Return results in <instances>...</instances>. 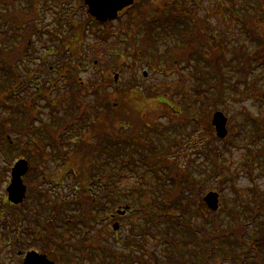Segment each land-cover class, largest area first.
<instances>
[{"label":"rangeland","instance_id":"rangeland-1","mask_svg":"<svg viewBox=\"0 0 264 264\" xmlns=\"http://www.w3.org/2000/svg\"><path fill=\"white\" fill-rule=\"evenodd\" d=\"M4 1L0 0V13L8 12L3 16L5 20L0 16V46L6 43L8 46L5 45L0 64L3 60L10 63L18 82L24 87L21 97L24 98L22 107L25 114L18 116L25 120L26 125L18 133L10 134L13 140L18 138L17 143L20 144L16 156L10 154V157L15 156L12 162L8 163L0 154V213L6 212L0 214V220L16 223L15 227L0 223V264H21L22 258L17 252H24L30 247L45 254L55 264H114L111 253H121L130 246L136 249L134 255L139 254L149 264L153 261L149 253L154 252L158 259L169 257V245L164 244L163 220L154 223L150 213L153 199L159 196L162 203L166 193L164 182L157 181L154 175L169 172L166 167L158 165V161L151 164L146 161L154 152L146 148L153 142L158 149L159 139L164 141L161 145L169 146V151L173 152L167 157L176 164L182 181L187 182L185 190L187 195H191L188 198L192 203L195 198L202 201L209 191L218 193L217 210H210V214L203 205L201 212L192 214L193 223L199 226L214 224L216 226L212 227L217 228L218 232L229 236L243 233L248 241L258 238L256 243H263L264 249V217H252L248 207H244L249 204V199L258 197L264 206V139L260 137L249 143L247 147L250 150L243 146L249 141L246 132L252 130L248 121L243 126L245 113L264 120V64L253 61V70L247 75L239 69V63L234 59L241 53L237 50V43H242L246 49L248 43L253 44L252 47L262 44L257 25H264V0H256V3H262V7L257 9L253 18L256 23L253 30L247 29L243 16L231 14L230 0H135L127 14L107 25L88 23L86 8L78 0ZM235 1L237 4L238 0ZM32 7L36 14L30 18L27 12ZM13 11L19 14L15 13V16ZM65 11L70 14L69 20L76 30L68 25ZM9 20L13 22V27L23 25V28L15 31ZM52 23L59 27L54 28ZM178 25L185 34L195 33L190 39L192 43H206L203 48L212 56L211 61L202 63L193 50L188 51L189 47L184 46L187 51L183 58L177 59L176 69L171 68L164 73L142 62L141 59L149 64L155 63L161 70L168 65L170 51L183 46ZM199 31L203 34L199 35ZM54 39L57 41L53 42ZM45 43L53 48V56L43 55ZM25 46L29 48L28 51L24 49ZM39 53L41 60L46 62L44 65L38 59ZM63 63L66 66L60 68L59 65ZM49 66H53V69H49ZM216 68H219L225 80L223 92L217 98H209L210 106L204 110L206 117L201 120L200 107L203 104L199 97L202 89H205L203 81L214 82ZM114 73L118 75L117 81L113 80ZM17 80L12 81L13 85ZM33 81L35 84L41 83V92L34 90ZM132 82H136L137 86L142 85L148 95H140V89L135 88ZM254 82L257 86L255 95H249L248 88ZM16 87L19 89L18 84ZM121 89H125L131 98L135 96L134 93L147 96L149 105L155 101L149 98L150 94L159 92L163 94V100L173 106L160 110L159 114L152 104L151 110L144 113V118L154 126L146 130L139 125L137 112L128 109V104L126 108L119 106L120 115L108 112L109 105H119L115 92ZM213 90H210L212 95ZM240 92L246 97L240 98ZM213 98L217 101L214 111H221L228 118L225 138L213 142L220 152L219 164L223 163L224 174L228 178H224L223 174L216 176L219 169L212 164V155L206 160L200 154L205 137L200 141L197 132L196 136L190 133L189 137L195 142L194 149L188 145L191 138H188L189 132L186 130L191 131L192 126L186 116H194L196 125H205L208 114L213 111ZM17 104L21 107L20 102ZM78 104L84 107V111L77 108ZM74 107L73 116L64 127L62 114H69L68 109L72 111ZM15 111L22 110L16 108ZM4 117L5 114H0V119ZM8 117L16 124L14 116ZM119 123L128 127L137 126L135 128L141 132L138 139L135 140L128 130L120 134ZM170 138L182 139L183 147L169 145ZM112 144H129L128 150L133 145L135 152L130 156L131 168L120 171L116 191L106 193L104 184H100L102 181L98 179L105 172L101 170L99 173L94 169L95 165L104 163L103 147ZM257 150L259 154L254 155ZM19 158L26 160L28 169L22 176L26 187L25 199L15 207L7 200L6 188L12 163ZM205 170L211 176H206V181L200 183ZM191 175L195 177L193 186ZM88 188L97 194L96 202H92ZM110 194H115L118 201L143 207L146 212L131 210L117 214L119 203L114 207L105 205L108 201L106 196ZM124 206L120 205L121 208ZM159 213L168 216L175 215L176 211H154V215ZM111 214L114 215L112 219ZM18 215L24 217H20V223ZM114 223L118 224L116 231L112 228ZM239 223L243 232L235 231ZM22 228L27 231L22 232ZM4 233L9 234V239ZM138 248L148 253L143 255ZM245 253H249V256L245 259L241 255L237 262L218 253L210 256L207 264H247V261L255 260L252 259L253 252L246 250ZM132 264L138 263L134 261Z\"/></svg>","mask_w":264,"mask_h":264},{"label":"trees","instance_id":"trees-1","mask_svg":"<svg viewBox=\"0 0 264 264\" xmlns=\"http://www.w3.org/2000/svg\"><path fill=\"white\" fill-rule=\"evenodd\" d=\"M10 1L11 0H5L4 3H8ZM225 2H227V0H225ZM229 2H231L230 8H229V10L231 11V14L233 16L235 15L243 16L247 29L248 28L249 29L252 28V30L255 29L254 25H256V23L253 21V18L255 17V13L257 9L262 7V3H256V0H238L237 4L235 3L236 2L235 0H230ZM232 3L234 5H232ZM7 12L8 11H5L4 14L0 13V16H2L3 20H5L3 16H6ZM15 13L19 14V12H16V11L12 12L13 15H15ZM35 14H36V10L34 7H32V9H30V11L27 12V15L30 18L31 16H34ZM23 17L26 18L25 15ZM181 25H182V21H181ZM11 26L12 28H15V31L19 30L20 27L21 29L23 28V25L22 26L18 25V26L13 27L14 26L13 22H11ZM177 27L178 29H180L179 37L180 39L182 38L181 41L183 43V46L177 47L175 50L172 49L170 51L169 58L167 59L168 65H166V68L168 70H170L171 68L176 69L178 65L177 59L183 58L184 53L187 50L188 51L193 50V53H195L198 56V58L200 59L202 63H209L211 61L212 56L207 54V52L203 48L205 47L206 43L203 41H200L198 43L197 42L194 43L193 41L192 43L190 39L192 35L195 33L191 32L189 34H185L181 31V27L179 25ZM257 28H259V40L262 42L263 45L259 43V44H256L254 47H252L253 44L251 46L248 43L247 45L248 48L246 49V47H244L242 43H237L238 44L237 48L239 49L237 48L236 49L239 50L241 53L234 57L235 61L239 63L238 65L240 67L239 69L242 71H245L247 75L253 70L251 68L252 67L251 63L253 61L261 62L264 64V25L259 23L257 25ZM74 29L76 30V28ZM79 32L82 34V29H80ZM198 34L199 35L203 34V32L199 31ZM81 38L82 36L79 38V41L81 40ZM55 41H57V39L53 40V42ZM61 44L64 45V42H62ZM5 45L0 46V60L3 58V52L5 49ZM47 45L48 44H46L43 48L44 49L43 55L53 56L54 55L53 48ZM59 45L60 44H58V47ZM184 46H188L189 48L187 50H184ZM243 47L245 48V50ZM24 49L26 51L29 50L27 46H25ZM57 51L60 52L58 49ZM41 58L42 56H40L39 61H41ZM156 61H158V59ZM175 61L176 63L174 64ZM40 63L41 65H43L44 61ZM171 64H174V65H171ZM216 70H217L215 71L216 79L214 82L210 83L205 80L203 81L204 85L202 86H204L205 89H202L201 96L199 97V100L203 104L200 107L201 108V114H200L201 120H203L206 117V114L205 113L203 114V112L207 107L210 106V103H208L210 101L209 98H211V96H216L217 98L218 96H221L223 92L225 80H224V77H222L219 68H216ZM202 79H205V78H202ZM16 80H17V76L15 73V70L13 69V66L7 61L3 60L2 64H0V114L2 115L5 114L6 117L0 119V154L5 158L6 161L8 160V163L12 162V159L16 156L20 148L19 146L20 144L18 145L17 143L18 138L13 140L10 134L12 132L18 133L19 130H21L22 127L26 125L25 120L23 118L21 120L19 117L20 116L19 114H25L24 113L25 108L22 107L24 105L22 103L24 98L21 97L22 95L21 91L23 90L24 87L23 85L21 86V83H19L18 80L17 82H15V85H13L12 81L14 82ZM255 82L252 84L250 83L251 85L248 88V91L250 92L249 95L251 94L255 95L254 91H255V87H257ZM31 83L35 84L34 81ZM208 83L210 84V87ZM17 84L19 86V89L16 87ZM40 84L41 83L38 82V84L34 85L33 88L36 92H41V87L39 86ZM210 90L215 91L213 92V95L211 93L212 91ZM256 91L258 92L257 89ZM158 93L159 92H155V94L151 93L149 96V98L155 99L154 102H151L154 106H152L151 103H150L151 105L148 104L147 96L143 97V96H140L139 94L137 95V93H134L135 96L131 98V95L124 94L120 98H117L118 100L117 102L119 103V105L118 104L113 105V106L112 104L109 105L108 112L110 113L111 111L112 115L116 114L118 112L119 106L126 108L128 104V109H130L132 112H137V115L139 116V122L147 130L148 127L154 126L152 125L153 123L146 121L144 118L145 117L144 113H146L147 111H150L151 106L159 114H160L159 112L160 110L164 111L166 107L170 108L171 106L172 108L173 106V105H169L167 102L163 100L164 97L162 96L163 95L162 93H159V94ZM209 93L210 95H208ZM240 96H241L240 98L246 97V95L244 96L243 93H241ZM262 96H264V94H262ZM249 97L254 98V96H249ZM212 100H214V98ZM17 102L21 103V107H18L20 106V104H17ZM212 103H213L212 110L214 111L216 110L215 107H216L217 101L214 100ZM79 105L80 104H78L77 108H81V109L84 108L83 106H79ZM16 108L22 111L17 112L15 111ZM73 109H75V107L72 108V111L71 109H68L69 114H62L63 116L61 117V120H65L64 127L68 125V123L66 122L71 117V115L73 116ZM82 111L84 110L82 109ZM213 111L211 112V114L213 113ZM74 114H75V111H74ZM121 114H124V113H121ZM211 114L210 115L208 114L209 118H208V121L204 123L205 125H203L202 123H200V125H196L194 116H191L189 114L188 116H186L187 122L190 123L192 126L191 131L186 130V132H189L188 138H191L192 140V141L190 140L188 145L192 146V148L194 149L195 142H193L192 137H189L190 133L192 134V136H196L195 132H197L198 138L200 141H202V138L205 137L206 139L204 143L201 144V148L199 150L200 154L206 160L210 159V156L212 155V159H213L212 164H214L219 169V171L217 172L218 174L216 176L219 177V176H222L223 174L224 178H228L224 174L225 171L222 165L223 163L219 164L220 160L218 156L220 152L217 150L216 147H214V144H213L214 140H217L218 138L216 137L214 133L213 126L210 124ZM8 116H14L16 118V124L13 120L9 121ZM244 117L246 121L243 124V126L246 125L248 121L250 123V128L252 127V130L246 132L249 138V141L243 144V146L247 150H250L249 147H247L248 143H253L256 140L260 139V137L264 139V120H262L258 116L250 114L249 112H246ZM70 120H72V118ZM135 127L131 128L132 129L131 131L133 134V138L137 140L138 139L137 136L141 132L140 130H137ZM125 128L128 129L127 127ZM165 130H170V129H165ZM32 131L33 133H35L34 129H32ZM172 133L173 135H175L174 132ZM174 137H177V136H174ZM160 143H164V141H161L160 139L158 140V147H159L158 149H157V144L153 142H150L149 147L146 148L147 150L154 151L153 156H148L146 158V161L149 162V164L155 163L156 161H158L159 162L158 165H160L161 167H166L169 171V172L163 171L164 173L160 176L155 174L156 172H152L153 174H155L154 177L157 181L160 180L164 182L163 188H166V193L163 195V197L161 195V197L163 198L162 203L159 202L160 201L159 196H156L153 199L154 204L153 203L150 204L151 205L150 213L152 216L151 219L154 223L157 222L158 220H163L161 225L164 230V234H163L164 241H165L164 244L169 245L167 246L169 257L163 260V259H158V257L154 256V252L149 253L148 254L149 258L151 260L153 259L152 264H207L208 258L210 256L213 257L215 254H218V253L222 254L225 258H231L232 260L237 262V259L241 258V255L245 259L246 257L249 256L248 255L249 253L248 254L245 253L246 250H248V252H253L252 259H255V260L247 261L248 262L247 264H264V249L262 247L263 243L261 242L256 243L258 238L256 239L251 238V240L248 241L244 239L243 233L242 234L237 233L238 235L236 234L234 236L233 235L229 236L228 234L218 232L217 228L212 227V226H216L214 224L210 223L211 224V228H210V224L205 223L204 225L199 226L193 223V220L191 219L192 214L198 211L201 212L202 207H204L203 205L205 204L203 200L202 201L197 200V198H195V201L193 200L194 203H192L191 200L188 198L191 195L190 194L187 195V192L185 190V188H187L186 186L187 182L182 181L180 174L177 172L176 164L171 161L172 160L171 158L167 157V154H170L173 152L169 151L170 149L169 146L166 148L165 144L161 145ZM168 143L169 145H176L178 148L183 147L182 139L181 141L180 140L178 141V138L176 140L173 138H170L168 140ZM129 147H130L129 144H124V145L120 144L119 146L118 145L115 146L112 144V146L103 147V152H104L103 162L104 163L98 164V166L95 165L96 167L94 171H97L100 173V171L103 170L105 172L103 174V177L101 176L98 177L97 175L98 173L95 176L98 177L100 181H102L100 182V184L101 183L104 184L106 193L115 192L117 189L116 188L117 184L119 182L120 171L128 170V168H131L130 165L132 164V162H130V160L132 157L130 156H132L133 153L135 152V148L133 149V145H132V148L128 150ZM256 152L254 155L259 154L260 151L257 150ZM12 153L13 155L15 154V156L10 157V154ZM98 157H102V156L98 155ZM212 171L214 172V170ZM204 173H205L204 178L203 180H200V183L206 181V176L207 177L211 176V174L208 173V170H205ZM191 177H192L191 185L193 186L195 177L193 175H191ZM83 181H86V180L83 179ZM88 191H89L88 195L90 196V198H93V200L91 199L92 202L93 201L96 202L97 201L96 199H98V196H96L97 194H95L94 192L93 194H91L90 189ZM156 195L158 194L156 193ZM106 199H108V201L105 203V205L107 206L110 204L112 205V207H114L116 203H119L118 206L125 204V206L128 205V207H131L129 209L130 211L135 210V212H141V213L146 212L145 208L143 207L138 208V207H135V205L132 206L133 203L124 202L122 200L118 201L117 200L118 198L117 196H115V194L113 195L110 194L109 196H106ZM157 202L162 205L161 206L162 209H160V204H156ZM187 204L192 205L193 207H188ZM252 204H255L256 206L252 207L251 206ZM9 205L13 207V205L11 204ZM244 207H248L247 209H249L252 217H255L258 215H262L264 217V206L262 204L261 199H259V197L249 199V204L247 206L244 205ZM260 208H262V210ZM163 209H167L168 211L169 210L176 211V214L175 215L170 214L166 216V215H160L159 213L158 215H154V211L160 212ZM208 212L212 214L210 210H208ZM3 213H0V214L4 215ZM14 217H16V215H14ZM20 217L22 218V216L18 215L19 223L21 221ZM0 223H3V226L4 225L13 226V227L16 226V223L13 222L12 220L6 221L5 219H3L2 221L0 220ZM240 226L241 225L239 223L236 226L235 231L243 232V228H241ZM150 234L152 235L153 233L150 232ZM4 235H6L7 238L9 239L8 233H4ZM238 237H240L239 240H238ZM14 240H16V238H14ZM135 251L136 249L133 246H130L129 248H127V250L125 251L123 250L121 253H116V252L111 253L110 257L111 259L114 260L113 261L114 264H132V262L134 261H136L138 264H149V263L144 262L142 260V257H140L139 254L134 255ZM138 252L142 253L143 255L144 254L146 255L148 253L147 251H143L141 248L138 250ZM133 255L135 256V260H134ZM173 260H175V262Z\"/></svg>","mask_w":264,"mask_h":264},{"label":"water","instance_id":"water-1","mask_svg":"<svg viewBox=\"0 0 264 264\" xmlns=\"http://www.w3.org/2000/svg\"><path fill=\"white\" fill-rule=\"evenodd\" d=\"M88 7V13L94 16L99 21L115 19L118 11L133 3V0H83ZM117 76L115 75V79ZM227 118L221 111H215L211 116V125L214 127L215 134L218 138H225ZM28 165L26 160H17L11 168V180L6 188L7 199L12 204H19L25 197L26 187L22 182V176L27 171ZM203 202L206 206L216 211L218 208V193L209 191L203 197ZM118 214H124L125 210H117ZM118 224L113 225L116 230ZM22 264H53L45 255H40L35 251L27 252Z\"/></svg>","mask_w":264,"mask_h":264},{"label":"flooded vegetation","instance_id":"flooded-vegetation-1","mask_svg":"<svg viewBox=\"0 0 264 264\" xmlns=\"http://www.w3.org/2000/svg\"><path fill=\"white\" fill-rule=\"evenodd\" d=\"M78 1H80L81 3H83V6L86 8L85 9V11H86V17H87V20L89 19V22L88 23H93V24H95V25H107V24H109L111 21H106V22H99V21H97L93 16H91L89 13H88V7L84 4V1L83 0H78ZM135 2V0H133V3L131 4V5H129V6H127V7H124L123 9H121L120 11H118V13H117V17H116V19H118V18H122V16H124L125 14H127L128 12H127V10L128 9H130L132 6H133V4H135L134 3ZM71 11V10H70ZM65 14H66V16L68 17L67 18V23H68V25L70 26V27H72V26H74V23L71 21V20H69L70 18V14L69 13H67V11H65L64 12ZM115 19V20H116ZM53 24V27L54 28H58L59 27V25H57V24H55V23H52ZM58 26V27H57ZM90 26V25H89ZM82 27V26H81ZM74 28H76V26H74ZM82 44H84V41H83V43ZM62 53V52H61ZM150 64H152V62L150 63ZM60 66V68L61 67H63V66H66V64L65 63H63V64H61V65H59ZM69 66V65H68ZM50 68L51 69H53V66H50ZM55 69H57V68H55ZM163 71L164 72H166V69L164 68L163 69ZM115 74V73H114ZM117 74V73H116ZM114 75H113V79H114ZM133 80V79H132ZM131 80V81H132ZM136 80V79H135ZM137 82V81H136ZM136 82H132V83H134L135 84V88H136ZM142 85H139V86H137L140 90H138L139 92V94L140 95H143V96H145V95H147V92L145 91V88L144 87H141ZM116 87V86H115ZM125 89H121V90H119V91H116L115 93V95H116V99L117 98H120L122 95H124V94H127L128 92L127 91H124ZM138 95V94H137ZM119 110V109H118ZM116 115H120V113L118 114V112L116 113ZM119 132H120V134H124V131L123 130H128V132L129 133H131L132 134V131L130 130V129H126L125 127H123L120 123H119ZM118 146L120 145V144H117ZM22 218H24V217H22ZM23 220V219H22ZM25 220V219H24ZM25 231V228H22V232H24Z\"/></svg>","mask_w":264,"mask_h":264}]
</instances>
